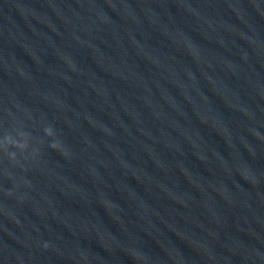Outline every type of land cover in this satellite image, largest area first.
Listing matches in <instances>:
<instances>
[{
	"label": "water",
	"instance_id": "1",
	"mask_svg": "<svg viewBox=\"0 0 264 264\" xmlns=\"http://www.w3.org/2000/svg\"><path fill=\"white\" fill-rule=\"evenodd\" d=\"M0 264H264V0H0Z\"/></svg>",
	"mask_w": 264,
	"mask_h": 264
},
{
	"label": "clouds",
	"instance_id": "2",
	"mask_svg": "<svg viewBox=\"0 0 264 264\" xmlns=\"http://www.w3.org/2000/svg\"><path fill=\"white\" fill-rule=\"evenodd\" d=\"M44 131H45V134L48 135V136H52L53 135L52 128H45ZM2 143H3L4 147H5V150L7 149L8 146H11L13 148H18L20 150H24V149L27 148V143L26 142L16 141L10 135H6L3 138ZM50 147L53 150H56L58 145L56 143H52V144H50ZM10 158L11 159H15V154L14 153L10 154Z\"/></svg>",
	"mask_w": 264,
	"mask_h": 264
}]
</instances>
